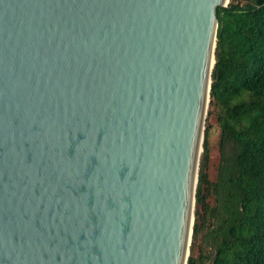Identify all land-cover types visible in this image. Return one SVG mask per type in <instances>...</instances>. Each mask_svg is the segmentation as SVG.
<instances>
[{
	"label": "water",
	"instance_id": "water-1",
	"mask_svg": "<svg viewBox=\"0 0 264 264\" xmlns=\"http://www.w3.org/2000/svg\"><path fill=\"white\" fill-rule=\"evenodd\" d=\"M227 4L0 0V264H187Z\"/></svg>",
	"mask_w": 264,
	"mask_h": 264
},
{
	"label": "trees",
	"instance_id": "trees-1",
	"mask_svg": "<svg viewBox=\"0 0 264 264\" xmlns=\"http://www.w3.org/2000/svg\"><path fill=\"white\" fill-rule=\"evenodd\" d=\"M208 118L219 127L216 178L203 144L187 264H264V0L217 8ZM192 254V252H191Z\"/></svg>",
	"mask_w": 264,
	"mask_h": 264
},
{
	"label": "rangeland",
	"instance_id": "rangeland-1",
	"mask_svg": "<svg viewBox=\"0 0 264 264\" xmlns=\"http://www.w3.org/2000/svg\"><path fill=\"white\" fill-rule=\"evenodd\" d=\"M219 134H220L219 127L217 126L216 121L213 117L208 118V109H207V115H206L204 129H203L202 148L199 154V167H200L201 156L204 151L203 144H204L205 139L207 138L208 148H209V160L205 168V173L208 177V180L211 182H213L216 178V169H217V165L219 162V153H218ZM194 210H195V207H194ZM190 245H191V242H190ZM191 252L189 249L188 258L190 255L193 256L194 258H197V255L199 254L198 248L194 247Z\"/></svg>",
	"mask_w": 264,
	"mask_h": 264
}]
</instances>
